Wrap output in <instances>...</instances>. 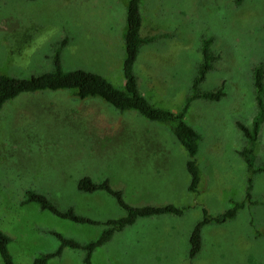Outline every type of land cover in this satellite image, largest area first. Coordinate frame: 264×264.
I'll return each instance as SVG.
<instances>
[{
	"label": "rangeland",
	"instance_id": "rangeland-1",
	"mask_svg": "<svg viewBox=\"0 0 264 264\" xmlns=\"http://www.w3.org/2000/svg\"><path fill=\"white\" fill-rule=\"evenodd\" d=\"M127 1L0 0V73L29 78L53 71L54 51L66 37L64 71L92 72L122 90ZM140 14L141 37L159 35L140 49L134 66L138 90L154 107L182 109L202 39L218 56L200 90L222 87L224 96L195 99L184 116L200 136L198 191H188L189 157L166 125L97 97L79 99L74 90L20 94L0 110V230L15 264L56 251L60 242L51 232L86 244L99 237L102 223L125 215L106 192H79L85 176L108 180L131 206L183 209L181 216L140 218L114 233L89 264H264V172L247 171L237 128H250L257 112L253 69L264 70V0H141ZM253 159V169L264 165V122ZM29 190L100 224L23 205ZM240 202L245 206L234 219L203 227L200 251L189 259V235L202 210L216 216ZM85 258L84 250L66 247L47 264H87Z\"/></svg>",
	"mask_w": 264,
	"mask_h": 264
},
{
	"label": "trees",
	"instance_id": "trees-1",
	"mask_svg": "<svg viewBox=\"0 0 264 264\" xmlns=\"http://www.w3.org/2000/svg\"><path fill=\"white\" fill-rule=\"evenodd\" d=\"M242 1L243 0H235V3L240 4ZM140 3L141 0H128L126 5V30L123 38L125 52L123 60L124 88L122 90L115 88L105 78L92 72L81 69L64 71L61 63V51L67 43V38L65 37L60 42L59 47L54 51L52 57L53 71L31 76L29 78H17L0 73V110L7 101L23 93L64 89L74 90L75 95L79 99L90 97L100 98L119 112L134 110L147 120L166 125L179 144L186 150L189 159L185 167L190 176L188 191L197 193L201 175L196 161L200 136L193 127L184 121V116L193 100L203 99L206 101H219L224 96L222 87L211 91L200 90L201 83L205 80L207 73L212 69V64L218 59V56L210 51L209 45L211 40L209 38L202 39L200 48L202 59L198 66L197 74L192 80L191 93L186 98L182 109L178 112H172L151 105L138 90L134 65L140 47L155 41L159 35L146 38L140 36ZM253 86L255 90L257 112L252 120V125L248 128L241 123H237V128L242 133L246 142L239 154L246 164L247 171L251 175L257 172H264V165L257 169H253V148L258 139L260 127L264 122V70L261 65H257L253 69ZM251 180V178L248 179L246 189L247 200L250 199ZM76 186L77 190L83 193H94L96 191L106 192L115 198L118 206L125 211V215L102 223L105 228L102 230L99 237L86 244H80L58 233L51 232L60 242L57 250L37 257L34 260V264H47L49 259L59 256L66 247L84 250L86 252L85 263L89 264L91 255L96 248L110 241L114 233L121 232L126 227L135 224L138 219L168 214L181 216L183 214V209L177 208L171 204L163 206H131L124 201L120 190L111 188L108 180L98 183L85 176L77 181ZM29 203H35L40 210L50 212L59 218L67 219L75 223L100 224L98 221L75 214L71 208L66 211H60L46 196L30 190L25 192L22 204ZM244 206V202L235 203L231 208H228L223 213L216 216L209 215L207 211L203 209L202 219L195 224L189 235V259H193L200 251L202 229L204 226L208 224H223L228 220H232ZM9 242L10 238L0 230V259L2 264H15L8 250Z\"/></svg>",
	"mask_w": 264,
	"mask_h": 264
},
{
	"label": "crops",
	"instance_id": "crops-1",
	"mask_svg": "<svg viewBox=\"0 0 264 264\" xmlns=\"http://www.w3.org/2000/svg\"><path fill=\"white\" fill-rule=\"evenodd\" d=\"M141 36V35H140ZM143 38V37H142ZM151 43V42H150ZM150 43H147V44H144V45H142L141 47H140V49L142 48V47H144V46H146V45H149ZM140 49H139V52H140ZM139 52H138V54H139ZM138 57V56H137ZM137 60V59H136ZM135 66V65H134ZM137 78V77H136ZM136 223V222H135ZM129 227V226H128Z\"/></svg>",
	"mask_w": 264,
	"mask_h": 264
}]
</instances>
